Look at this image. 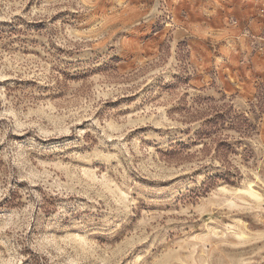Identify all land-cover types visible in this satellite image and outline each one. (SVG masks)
I'll return each mask as SVG.
<instances>
[{"label":"rangeland","instance_id":"obj_1","mask_svg":"<svg viewBox=\"0 0 264 264\" xmlns=\"http://www.w3.org/2000/svg\"><path fill=\"white\" fill-rule=\"evenodd\" d=\"M0 264H264V0H0Z\"/></svg>","mask_w":264,"mask_h":264}]
</instances>
